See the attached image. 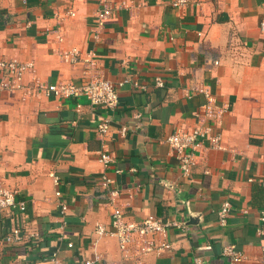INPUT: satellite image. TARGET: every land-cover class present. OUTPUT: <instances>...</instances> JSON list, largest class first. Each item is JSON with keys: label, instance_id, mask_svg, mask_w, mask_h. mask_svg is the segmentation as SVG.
<instances>
[{"label": "crops", "instance_id": "crops-1", "mask_svg": "<svg viewBox=\"0 0 264 264\" xmlns=\"http://www.w3.org/2000/svg\"><path fill=\"white\" fill-rule=\"evenodd\" d=\"M108 1L115 13L100 29L98 0H0V57L34 61L47 83L78 84L83 64L61 56L77 48L94 51L113 82L129 79L113 110L85 96L0 90V178L27 205L24 218L0 209V264H43L53 252L58 264H231L230 243L245 254L238 264H264V0H128L133 9ZM198 85L228 107L224 148L201 147L185 175L167 139L196 125L206 101ZM104 146L114 154L109 167L99 159ZM103 175L127 217L184 223L160 237L169 249L125 260L116 237L96 233L111 227ZM226 199L233 209L223 226ZM16 225L23 238L8 242Z\"/></svg>", "mask_w": 264, "mask_h": 264}, {"label": "built area", "instance_id": "built-area-1", "mask_svg": "<svg viewBox=\"0 0 264 264\" xmlns=\"http://www.w3.org/2000/svg\"><path fill=\"white\" fill-rule=\"evenodd\" d=\"M99 8L96 11V26L103 29L107 22L115 13L114 6L108 0H98ZM189 0H175L174 5H184ZM119 7L133 9L135 7L132 1L119 0ZM70 15H75L74 11H70ZM261 28L264 31V20L261 22ZM98 36V34H96ZM77 48L62 51L65 59L72 64H83V73L86 81L82 83L73 82H56L47 83L43 81L37 74L35 62L32 60L21 61L17 59H7L0 57V90L11 92L21 91L24 95L32 94H52L57 97H79L85 96L94 106H99L105 110H113L119 104L120 89L129 81L124 79L113 82L108 79L98 63L97 55L94 51H88L85 55H81ZM30 74L32 83L26 84L25 77ZM158 85L163 84L160 77L156 78ZM136 86H139L135 83ZM196 91L204 93L206 97L205 103L201 106L198 114L197 123L191 129L178 128L167 139L171 149V153L178 159L181 171L185 175H189L193 166L197 163L198 152L201 147L207 145L209 148H224L223 133L219 127L222 118L227 110V105L220 104L218 98L204 85L195 87ZM123 127L122 131L125 132ZM110 131V119L105 118L98 126V132L101 136H106ZM99 159L104 167L114 162V154L104 146L99 151ZM55 183L59 184V179L52 174ZM99 186L105 187L108 191L111 212V227L107 228L103 224H98L96 233L99 235H110L118 239L119 247L125 260H139L143 255L149 253L162 254L171 244L165 239H160L166 235L167 228L170 226L183 227V222L163 221L159 218H145L137 220L127 217L124 208L117 202L119 190L115 188L113 179L107 175H103L98 182ZM56 194L61 192L57 189ZM66 205L62 206L65 211ZM0 209H8L18 211L23 216L27 215V205L24 201L17 200V192L8 187L2 178H0ZM233 209L232 202L229 199L223 201L218 215L219 222L225 226L229 214ZM244 212L248 209L244 208ZM260 220L264 223V214L260 216ZM258 233H263V228H258ZM23 238L22 228L16 225L12 233L6 237L8 242H18ZM68 247H73V243L69 242ZM223 254L227 256L231 264H238L244 260L245 254L238 249L234 243L226 245ZM59 255L53 252L46 258L43 264H58ZM196 264H201L199 258H195ZM85 264H94L93 261L87 259Z\"/></svg>", "mask_w": 264, "mask_h": 264}]
</instances>
